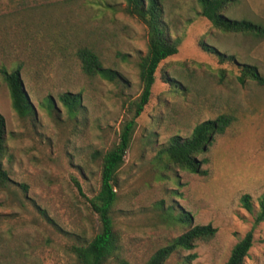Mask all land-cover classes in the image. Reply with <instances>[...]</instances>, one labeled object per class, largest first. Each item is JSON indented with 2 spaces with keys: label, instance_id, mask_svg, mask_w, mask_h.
Wrapping results in <instances>:
<instances>
[{
  "label": "rangeland",
  "instance_id": "obj_1",
  "mask_svg": "<svg viewBox=\"0 0 264 264\" xmlns=\"http://www.w3.org/2000/svg\"><path fill=\"white\" fill-rule=\"evenodd\" d=\"M126 5L0 0V67L21 66L35 108L21 117L0 75L2 164L10 178L0 186V264H78L73 247L101 231L90 201L101 187L95 153L111 149L133 117L143 90L139 63L148 51V28ZM165 6L171 35L182 38L180 51L161 63L117 175L112 217L119 240L105 264H145L192 226L207 224L218 229L215 237L172 254L167 264H227L251 230L245 264H264V222L256 223L264 193V86L239 80L243 63L264 75V40L216 29L198 15L195 0H165ZM229 12L264 23V0H237ZM202 41L236 62L205 51ZM82 47L93 48L116 79L86 75L76 55ZM65 92L82 95L74 113L59 99ZM225 113L236 120L199 156L210 160L208 175L178 169L161 153L173 135L189 136ZM244 194L252 197V212L241 204Z\"/></svg>",
  "mask_w": 264,
  "mask_h": 264
},
{
  "label": "trees",
  "instance_id": "obj_2",
  "mask_svg": "<svg viewBox=\"0 0 264 264\" xmlns=\"http://www.w3.org/2000/svg\"><path fill=\"white\" fill-rule=\"evenodd\" d=\"M125 1L127 3L125 11L137 17L148 28V51L139 63L143 90L139 98L132 103L134 115L122 125L119 141L108 151L95 153L97 157L102 159L101 187L98 194L90 201L93 210L100 217L102 228L90 241L73 247L78 264H105L117 250L119 239L112 217V209L118 198L117 175L125 164L126 155L136 130L137 119L151 101L153 87L157 80V71L163 61L179 53L182 42L180 36L173 37L170 33V23L166 20L165 0ZM195 1L200 8L198 15L207 18L216 29L225 33L242 34L264 40V23L246 18L237 19L230 15L229 10L237 0ZM107 7L114 8L112 5H107ZM201 46L205 51L217 54L223 61L236 62V56L219 53L214 46L208 45L204 41L201 42ZM76 55L86 75L101 76L110 80L116 79L117 72L105 67L100 55L93 48H79ZM240 66L239 80L242 83L251 80L260 86H264V75L258 66L247 63L240 64ZM0 75L10 90L12 106L16 112L21 117L34 114L35 108L25 88L21 66L12 69L2 66L0 67ZM81 98V93L74 94L71 92L62 93L59 96L64 106L72 113L80 107ZM48 102L51 107L54 105L51 98H48ZM235 120L234 115L225 113L215 119L203 121L195 126L189 136L173 135L161 153L166 155L178 169L194 174L208 175V170L204 166L210 160L206 156L202 158L199 156L206 153L215 136L224 134ZM6 146V122L0 112V186H6L10 181L8 171L2 164ZM241 204L250 212L254 210L250 194H244L241 197ZM259 205L257 224L264 222V193L259 198ZM186 219L192 220V216L188 214ZM217 231L218 229L212 224L192 226L169 244L158 249L145 264H167V260L172 254L180 250L194 249L197 241H209L215 237ZM253 243L254 231L251 230L234 246L227 264H245ZM194 257L195 255L189 259Z\"/></svg>",
  "mask_w": 264,
  "mask_h": 264
}]
</instances>
